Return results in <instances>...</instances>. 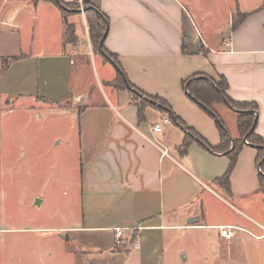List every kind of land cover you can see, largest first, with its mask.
<instances>
[{
	"label": "crops",
	"instance_id": "crops-1",
	"mask_svg": "<svg viewBox=\"0 0 264 264\" xmlns=\"http://www.w3.org/2000/svg\"><path fill=\"white\" fill-rule=\"evenodd\" d=\"M62 1L101 12L107 19L103 45L125 79L164 100L208 144L219 145V130L183 88L194 75L222 78L230 100L254 104V132L264 141L261 1L236 8L245 16L234 29L229 11L213 38L204 36L195 12L180 0ZM79 10L65 18L51 2L0 0V104L25 107L31 100L77 112L80 209L74 224L55 228L70 237L61 238L63 254L72 264H187L190 249L207 241L195 264H264V236L253 223L264 220V209L245 201L263 200L257 147L242 144L227 194L215 183L229 165L227 152L208 151L196 140L184 147V130L171 120L153 131L166 115L150 106L139 118L129 91L114 85L117 69L100 54L102 66L106 62L112 71L97 72L84 8ZM58 23L62 31L49 37V27ZM212 110L230 140H239L237 112L222 103ZM220 226L230 227L229 238L220 235ZM116 228L123 232L121 246Z\"/></svg>",
	"mask_w": 264,
	"mask_h": 264
},
{
	"label": "rangeland",
	"instance_id": "rangeland-1",
	"mask_svg": "<svg viewBox=\"0 0 264 264\" xmlns=\"http://www.w3.org/2000/svg\"><path fill=\"white\" fill-rule=\"evenodd\" d=\"M180 1L185 9L195 12L198 24L204 27V36L211 38L210 33L229 17V11L232 21L237 22L236 8L263 2ZM63 8L65 18L78 12L76 6ZM60 28L62 31L61 24H53L47 35L55 37ZM69 38L65 34V39ZM93 60L97 72L104 68L112 71L108 63L102 66L99 54L96 53ZM14 104L17 103L5 100L0 104V264H72V257L63 254L61 241L70 237L62 236L55 228L74 224L79 218L77 112L31 100L25 107H13ZM261 198L245 201L249 205L255 203L262 211L264 191L263 200ZM246 226L255 229L252 224ZM207 244L205 241L192 247L187 264H195L193 257L203 254Z\"/></svg>",
	"mask_w": 264,
	"mask_h": 264
},
{
	"label": "trees",
	"instance_id": "trees-1",
	"mask_svg": "<svg viewBox=\"0 0 264 264\" xmlns=\"http://www.w3.org/2000/svg\"><path fill=\"white\" fill-rule=\"evenodd\" d=\"M33 3L37 1H46L51 2L55 6H57L61 12H64L63 7L76 6V11L79 9V5L75 4H67L62 0H30ZM262 6H264V0L262 2ZM84 13L86 17V23L88 27V36L92 51L102 55L98 49V43L102 37V34L106 28L107 19L106 17L99 12L95 7L91 6L88 3H83ZM76 13V12H75ZM237 22H232V29L236 28L237 24L240 20L245 16V13H238ZM65 34L68 35L69 41L72 39V27L71 25L66 24ZM105 38V37H104ZM104 40V39H103ZM104 42V41H103ZM101 45V50L107 54L117 65V81L114 84L117 88L127 89L132 96V99L135 100V104L138 108V116L139 118H143V110L146 106H150L155 110L159 111L166 115L169 120H171L176 125L180 126L185 133L183 146L186 147L191 140H196L199 142L201 146H203L206 150L215 152V151H224L229 157V165L225 171V173L215 180V183L219 185L227 194H230V186H229V176L231 170L233 169L235 162L237 160L238 153L242 144L246 141L247 143L252 144L257 147L258 152V160H261L264 155V141L255 134V123H256V106L250 103H237L230 100L226 94V82L221 78V81L218 83H214L212 80H209L207 77L202 75H194L183 81V88L188 95V97L197 103L201 108H203L213 119H215L217 128L219 130L220 135V143L217 147H213L208 144L203 138H201L194 130L189 127H186L185 124L172 112L169 105L162 99L157 97H153L136 89L133 85H131L125 77L123 78L121 74V68L119 63L116 60L115 55L108 52L104 45ZM184 49V46H183ZM185 51V50H184ZM104 57V56H102ZM107 61V59L104 57ZM121 71V72H120ZM230 104V108L234 109L237 112L236 117V127L238 133L240 135L239 140L231 141L229 138V133L227 129L224 127L221 120L217 117V115L213 112L212 106L213 104ZM228 106V105H227ZM245 139V141H244ZM231 145V146H230ZM259 168L262 172H264V161L259 163ZM260 184L261 187L264 186V174L260 175Z\"/></svg>",
	"mask_w": 264,
	"mask_h": 264
},
{
	"label": "built area",
	"instance_id": "built-area-1",
	"mask_svg": "<svg viewBox=\"0 0 264 264\" xmlns=\"http://www.w3.org/2000/svg\"><path fill=\"white\" fill-rule=\"evenodd\" d=\"M79 8L82 11L83 7L82 4L79 3ZM169 121V118L167 116H162L160 121L153 123V125L151 126L153 131H160L163 127L164 123H167ZM161 150V154L162 155H167V149L166 148H160ZM253 221V220H252ZM253 223H255L261 230H262V236H264V220L262 221H253ZM230 227L229 226H220L219 227V233L222 237L224 238H229L231 236V231L229 230ZM115 244H120L122 243V236H123V232L121 229L116 228L115 229Z\"/></svg>",
	"mask_w": 264,
	"mask_h": 264
},
{
	"label": "water",
	"instance_id": "water-1",
	"mask_svg": "<svg viewBox=\"0 0 264 264\" xmlns=\"http://www.w3.org/2000/svg\"><path fill=\"white\" fill-rule=\"evenodd\" d=\"M106 31H107V26H106V28H105V30H104V32H103V34H102V37H101V39H100V41H99V43H98V49H99V51H100V53L109 61V63H111L113 66H114V68H116L117 70H118V67H117V65L115 64V62L107 55V54H105L102 50H101V45H102V42H103V39H104V37H105V34H106ZM121 72V71H120ZM121 74H122V72H121ZM122 76H123V74H122ZM123 78H124V76H123ZM229 105V104H228ZM244 141H245V139H244ZM246 142V141H245ZM264 159V156H263V158L261 159V161ZM36 200H38V199H36ZM194 219V218H193Z\"/></svg>",
	"mask_w": 264,
	"mask_h": 264
},
{
	"label": "flooded vegetation",
	"instance_id": "flooded-vegetation-1",
	"mask_svg": "<svg viewBox=\"0 0 264 264\" xmlns=\"http://www.w3.org/2000/svg\"><path fill=\"white\" fill-rule=\"evenodd\" d=\"M263 156H264V155H263ZM263 156H262V158H263ZM262 158H261V159H262ZM262 161H264V159H263Z\"/></svg>",
	"mask_w": 264,
	"mask_h": 264
}]
</instances>
